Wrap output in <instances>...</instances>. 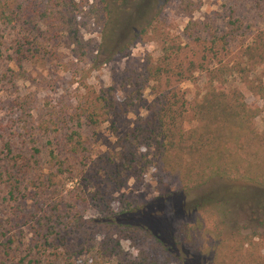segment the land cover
<instances>
[{
  "label": "rangeland",
  "instance_id": "rangeland-1",
  "mask_svg": "<svg viewBox=\"0 0 264 264\" xmlns=\"http://www.w3.org/2000/svg\"><path fill=\"white\" fill-rule=\"evenodd\" d=\"M82 1L86 2L77 0ZM87 10L84 8L78 13L73 33H56L55 23H42L47 37L40 43L43 55L26 60L22 73L11 72L10 69L15 66L8 57L13 51L17 32L10 28L0 32L3 35L0 41H5L0 43L4 51L3 56L0 54V171L4 163H8L6 144L11 143L14 150L13 158H10H17L19 163L24 164L26 160H31L34 143L44 148L36 156L39 163L34 164V167L26 166L27 170L20 173L22 184L13 196L10 193L11 183L0 176L1 230L15 240L11 244L12 250H8L11 252L8 260L4 246L7 237L0 238V264H16L34 248L37 240L32 221L43 220L48 209L56 202H62V209L56 212L59 224L55 225L68 226V232H71L68 245L73 244V249L82 250L77 258L79 262H88L95 255L102 264H140L142 258L138 246L146 237L142 233L131 236L125 227L121 233L117 226L108 230L105 220L112 221L124 210L138 209L143 212L154 204L150 210V219L153 220L150 223L155 232L163 233L165 240L171 243V248L154 239L156 251L151 253L147 264L153 261L166 264L169 254L174 258V264L184 261L187 264H204L201 250L184 245L181 240H170L171 236L180 232L183 222H194L195 219L185 212H175L166 192L162 195L156 189L153 170L146 172L142 178L126 175L120 185L103 184L100 197L104 201L99 203L96 197L92 198L96 196L90 184L93 173L79 170L77 179L65 174L64 177L48 180L55 168L44 142L53 140L61 158L70 155L68 135L73 120L68 121L66 114L72 116L76 109L92 110L99 97L110 96L118 102L130 101L126 97L134 95L132 92L139 87L143 95L148 97V85L151 84L154 70L169 57H176L175 73H184L183 76L176 75L183 80L174 84L187 92L192 106L207 92L212 69H223L225 77L236 84L247 77L257 82L263 74L251 60L242 56V50L251 43L264 42V0H169L162 7L157 20L147 26L145 33L128 38L127 34L120 31L111 43H105L103 37L105 19L102 22L96 20V14ZM41 36L43 38V34ZM213 43L232 44L222 50L223 54L216 56L214 52H209ZM123 47L126 49L122 52ZM247 97L251 103L261 104L251 94L247 93ZM22 101L28 103L27 112L20 105ZM101 111H105V108ZM128 111V123L133 122L137 113L147 115L143 108L136 110L129 106ZM190 117H193L191 112ZM112 122L113 119L108 118L101 125V130H97L104 144L102 151L109 150L110 145L119 149L115 140L108 141L113 138L110 133ZM257 123L258 130L264 133V119L259 118ZM92 133L93 128L85 127V137H91ZM246 143L248 147L243 155L245 152L256 155L252 171L260 172L264 167V160L261 159L264 154L256 141L246 140ZM238 190L234 185L222 189V192L232 198L231 202L234 203ZM79 196L90 199L83 201ZM233 203L225 204V209L235 211L229 212L231 225L228 229L234 232L231 237L234 241L250 237L247 240L254 244L249 246V252L260 256L262 261L264 209L254 211L250 200H244L238 206ZM93 217L105 220L88 223ZM74 220L76 222L73 223ZM204 221L209 223L208 216H205ZM77 223L82 224L77 226ZM213 235L212 231L205 237L203 235V242L208 245ZM73 237H77L75 242ZM102 248L109 249L110 253L103 258ZM54 253L53 249H49L45 255L42 253L37 257L54 259L53 264H76L64 253Z\"/></svg>",
  "mask_w": 264,
  "mask_h": 264
},
{
  "label": "trees",
  "instance_id": "trees-1",
  "mask_svg": "<svg viewBox=\"0 0 264 264\" xmlns=\"http://www.w3.org/2000/svg\"><path fill=\"white\" fill-rule=\"evenodd\" d=\"M168 1L0 0V32L7 28L17 32L13 51L8 55L15 66L10 70L12 73H22L26 60L43 55L40 43L47 37L46 30L41 27L42 23L46 25L55 23L56 33L59 31L73 33L72 28L74 24L76 25L78 13L88 8L87 11L96 14V20L102 22V19H105L103 37L105 43H111L120 31L127 34L128 38L145 33L147 26H151L157 20L162 7ZM0 37L3 38V35ZM4 42L1 39L0 43ZM213 44L209 52H214L218 56L232 43ZM125 49L123 47L121 51ZM263 49L264 42L251 43L244 51L242 50V56L251 60L263 74L257 82L247 77L240 79L236 84L225 77L223 69H212L207 92L193 106L190 105L187 92L174 84L183 80L176 75L179 77L184 73L182 71L175 73L176 57H169L154 70L151 84L148 85L150 90L148 97L143 95V90L139 87L132 92L134 95L126 97L131 99L130 101L118 102L110 96L99 97L97 105L92 106V110L76 109L72 116L66 114L68 121L73 120L68 135L70 155L61 158L53 140L44 142L45 149H49V159L55 168V171L49 174L48 180L52 181L53 177H64L65 174L77 179L79 170H84L88 174L93 173L92 181L89 180L96 196L92 198L96 197L101 203L104 201L100 197V188L103 184L120 185L126 175L142 178L146 172L153 170L156 189L160 194L166 192L175 212L178 214L185 212L195 219L194 222H183L180 232L171 236L170 240L176 242L181 240L184 245L201 250L204 264H264V259L261 261L260 256L249 252V246L254 244L247 240L250 237L235 241L231 237L234 232L233 229H228L231 225L230 213L235 211L225 209V204L233 202L232 198L222 192V189L236 185L239 190L234 205L238 206L244 200L247 202L250 200L254 211L258 208L264 209V199L262 200L264 167L260 172H253L252 167L255 163L253 159L256 155L246 152L243 155V151L248 147L246 140L256 141L259 150L264 154V133L257 128L259 118L264 119ZM3 52L0 47L1 56ZM247 93L259 99L261 104L251 103ZM20 105L27 112L28 103L22 101ZM129 106L136 110L146 109L147 115L137 113L133 122L128 123ZM104 108L105 111H101ZM190 112L193 117H190ZM108 118L113 119L110 131L113 138H109L108 141L115 140V145L119 149L110 145L109 150L102 151L104 144L100 141L97 130H101V125ZM85 127L93 128L91 137L84 136ZM5 146L8 163H4L0 176L7 183H11L10 193L13 196L15 190L20 189L22 184L20 173L27 170L26 166L34 167V164L39 163L36 156L43 152L44 148L34 143L31 147V160L25 159L24 164L19 163L17 158L11 159L14 151L11 143ZM255 153L260 154L259 151ZM261 159L264 160V155ZM12 161L14 162L11 163ZM79 198L83 201L90 199L82 196ZM61 205L62 202L53 203L43 220L32 221L37 242L16 264H53L54 259L43 260L37 257L42 253L45 255L49 249H53L56 255L64 253L75 260L76 264H102L95 255L88 262L77 261L82 250L73 249V244L68 245L71 234L68 232V226L55 225L59 220L55 215L61 211ZM153 205L148 206L143 212L138 209L121 211L111 219L112 221L93 217L87 222L99 223L105 220L107 221L105 228L108 230L117 226L120 233L125 229L131 236L142 233L146 238L138 246L142 258L140 264H147L151 253L156 251L154 239L161 245L166 244L167 248H171V243L165 240L163 233L155 232L150 223L153 221L150 219ZM205 216H208L209 223L204 221ZM81 224L77 223V226ZM1 228L0 221V238L7 237ZM55 230L60 232L56 233ZM209 231L214 235L206 245L202 236L205 237ZM73 239L75 242L77 237ZM6 242L5 253L9 260L11 252L8 250H12L11 244L15 240L7 237ZM108 250L101 249L104 254L101 255L102 258L110 254ZM173 262L174 258L169 254L166 264H174ZM152 264L161 262L153 261ZM182 264L187 263L184 261Z\"/></svg>",
  "mask_w": 264,
  "mask_h": 264
}]
</instances>
